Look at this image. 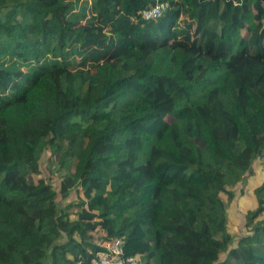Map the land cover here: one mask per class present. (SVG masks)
I'll return each mask as SVG.
<instances>
[{
    "label": "trees",
    "instance_id": "obj_1",
    "mask_svg": "<svg viewBox=\"0 0 264 264\" xmlns=\"http://www.w3.org/2000/svg\"><path fill=\"white\" fill-rule=\"evenodd\" d=\"M156 1L0 0V264H264V0Z\"/></svg>",
    "mask_w": 264,
    "mask_h": 264
},
{
    "label": "rangeland",
    "instance_id": "obj_2",
    "mask_svg": "<svg viewBox=\"0 0 264 264\" xmlns=\"http://www.w3.org/2000/svg\"><path fill=\"white\" fill-rule=\"evenodd\" d=\"M75 162L76 160L74 159L73 163L75 164ZM62 172L63 171H54L53 174L61 176L60 174ZM263 180L264 158L254 164L252 172L246 176V182L240 184L235 188V198L231 203H228L227 205L228 229L235 237V240H237L239 236L244 235L248 232V229L245 225L246 212L247 210L254 209L257 206V199L254 194V188L260 185ZM223 198L225 199V196H223ZM70 199L72 200L73 197L71 196ZM261 217H264V213L261 215ZM96 236H98V234H96Z\"/></svg>",
    "mask_w": 264,
    "mask_h": 264
},
{
    "label": "built area",
    "instance_id": "obj_3",
    "mask_svg": "<svg viewBox=\"0 0 264 264\" xmlns=\"http://www.w3.org/2000/svg\"><path fill=\"white\" fill-rule=\"evenodd\" d=\"M167 2L168 0H157L154 5L142 10V16L146 19L160 17ZM102 246L104 250L100 252L98 264H139L137 256L125 254L122 237H114L102 243Z\"/></svg>",
    "mask_w": 264,
    "mask_h": 264
}]
</instances>
